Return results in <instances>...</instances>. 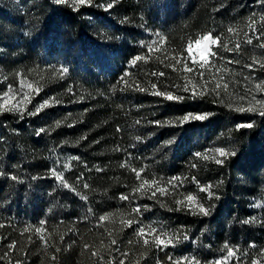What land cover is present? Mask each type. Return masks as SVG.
I'll list each match as a JSON object with an SVG mask.
<instances>
[{
    "label": "trees",
    "instance_id": "trees-1",
    "mask_svg": "<svg viewBox=\"0 0 264 264\" xmlns=\"http://www.w3.org/2000/svg\"><path fill=\"white\" fill-rule=\"evenodd\" d=\"M109 2V9L97 6ZM16 5L0 6V67L9 73L32 67L41 79L36 102L23 118L17 112L0 113V256L9 253L0 264H94L92 248L102 240L108 243L105 228L122 250L130 251L135 264L144 249L128 244L136 240L139 225L121 228L120 216L129 214L142 225L180 236L175 246L147 250L140 264H170L169 256H195L204 264L226 254L225 243L238 254L248 253L244 264L256 259L264 250V120L230 110L209 95L189 99V93L173 86L182 85L189 41L205 33L224 41L229 27L242 28L253 14L260 20L264 5L258 0H95L75 11L54 0H18ZM148 45H153L151 53ZM136 55L145 59L133 66ZM62 68L68 72L61 74ZM153 83L185 99L164 101L150 95ZM137 84L147 91L133 90ZM46 100L51 106L28 115ZM187 113L213 115L183 126L148 123ZM250 120L255 121L253 128L237 130ZM40 128L46 131L38 136ZM168 140L174 142L162 148ZM213 147L236 154L223 165L194 155ZM52 168L87 201L57 187ZM133 168L143 169L139 180ZM172 177H180L182 186L169 188L166 196L157 193V198L175 208L176 199L192 194L210 208V215L169 212L139 194L131 198L143 179ZM209 185L211 199L199 190ZM53 188L57 193L49 196ZM122 194L130 199L121 200ZM145 204L150 211L132 212ZM108 213L116 223L105 221V228L98 227V217ZM252 217L256 223H242ZM42 220L46 223L41 234H22L25 227H40ZM184 234L190 239L184 240ZM40 235L48 238L47 246ZM13 242L15 251L8 247Z\"/></svg>",
    "mask_w": 264,
    "mask_h": 264
},
{
    "label": "snow or ice",
    "instance_id": "snow-or-ice-1",
    "mask_svg": "<svg viewBox=\"0 0 264 264\" xmlns=\"http://www.w3.org/2000/svg\"><path fill=\"white\" fill-rule=\"evenodd\" d=\"M258 2L262 5H264V0H258ZM54 3L57 5H69L72 7V9L75 11L82 5H92L93 0H54ZM97 6H104L106 9H109L113 6L111 2L107 3L106 5H97ZM255 14H253V17ZM257 23H260L261 25H264V16H261L260 20L257 21L254 18H250L249 22L247 24L248 32L244 33V41L243 43L247 45H252L255 49H259V56H252L250 63H245L243 67L248 68L249 72H254L257 68L260 70H264V27L257 28ZM228 33L234 34V36H239V30L234 27H229L227 29ZM249 32L251 35H249ZM254 40L258 41V43L254 44ZM199 50V55L197 57L196 54L193 52V48ZM203 46V47H201ZM213 46L222 48L224 51H227L229 53H235L236 56L241 55V42L237 39L234 43L233 47H229V42H225L221 44V37H213L211 33H208L206 35H203L199 38H197L193 42H189L186 48L187 54L189 59L191 60L193 65H197L199 71H197L196 68L189 67L187 61L184 62L183 72L184 73H193L196 72L197 75L200 77V84H196L193 79H189L188 76H184V83L181 84H175L173 87L176 89H179L180 91L184 93H189L188 96L189 99H195V98H203L206 95H214L217 100H219V103L221 105H224L225 107L229 108L230 110H234L239 113H249L252 115H258L262 120H264V98L257 99L258 93H264V80H260L259 82H255L251 87L245 86V90L243 93L236 92L233 94L232 92H229V83H234L231 81H226L225 76L230 71L227 68L223 67V64L220 66H217L216 63H214V59L218 56V53L216 51H213ZM153 50V45H148V51L151 53ZM145 57L141 55H136L132 60L131 64L135 66L138 61L144 60ZM224 57H220L221 61H224ZM181 59L176 60V64H180ZM227 63H236L239 64L240 60L236 59L235 56H233L230 59H227ZM168 67H172L174 71H176L175 65H167ZM215 69L213 72L212 70ZM61 74L67 73V68H62L59 70ZM205 72L209 74L208 79H205ZM127 75V73L125 74ZM152 75H156V73H152ZM160 76H163L164 73L160 72ZM124 78L121 77V80ZM245 81H256V78L252 75H249L244 78ZM119 82V81H118ZM125 85H127L129 88H131V85L127 84V81L124 80ZM213 87H209L210 84H213ZM25 88L28 89V91H25ZM140 92H145L147 89L144 87H141L139 84L136 85V87L133 89ZM221 90H223V97L221 95ZM39 87L34 88L33 84L30 82H27L25 80H21L20 82V88L19 89H12L9 87L7 91H5L2 95H0V113H3L5 111L7 112H17L20 113L21 118H23L24 112L27 111V104L31 102V94L33 92H38ZM150 95L162 97L164 101H174V102H181L185 99V96L175 94L173 91L167 90H160L157 87V84L153 83L151 84V91L149 92ZM17 96L20 98L17 99ZM226 100L228 101L226 103ZM51 106L50 101L46 100L43 104L36 107L34 112H28V115H36L41 110H43L45 107ZM213 113H187L183 115L182 117H177L175 120H167V121H149L150 124H155L156 126L163 127L165 125L169 126H183L189 122H195V121H205L210 116H212ZM139 124L140 121H137ZM255 121L250 120L248 122H243L237 125V130L239 129H251L254 127ZM57 127L60 126V122H57ZM71 127V125H69ZM46 130L44 128H40L37 131V135L39 136L41 133H44ZM137 141H141V137H136ZM174 141L168 140L163 145H161L162 148H166L167 146L171 145ZM235 151H229L225 148L218 147L214 150V155L209 156L207 153L201 154L200 152L195 153L194 155L198 158H202L203 160L207 161L209 159L213 160L218 165H223L227 158L229 156H235ZM195 167L196 165H192ZM65 168L68 167V165H64ZM123 167V165H122ZM98 171L100 169H97ZM51 172L52 178H54L56 181L59 182L57 187H62L66 190L71 191L74 195L79 197V199L83 201H87V196L81 195L80 192H78L75 187L70 186L66 181L63 179V175L58 172L55 168H52L49 170ZM132 171L135 173V176L139 180L141 178V174L143 172V169L137 171L136 169H132ZM4 173L0 172V175H3ZM10 179L12 181H18V177L15 175H11ZM33 179H36V177H33ZM179 181V185L177 182ZM198 183V182H197ZM183 181L180 177H172L167 181H159L157 179H143L136 187L132 190V199H136L137 194H139L140 198H147L149 200H155L157 204L160 205L161 208H167V211H187L191 215H202V216H208L210 215V208H207L204 206L203 203H200L198 198L192 194H188L184 197V199H176L174 201L176 207H168L167 204L161 202L157 198V193H159L160 196H166L169 195V188H172L175 190L177 187L182 186ZM88 185L85 183L84 188H87ZM211 186L203 187L200 186L199 190L201 192H207L209 199L213 197V193L210 191ZM57 193V188H53L49 193H47L49 196H55ZM121 200H129L130 197L127 194H122L120 196ZM216 199H219L217 196ZM255 207H260L259 204L254 205ZM214 207V206H213ZM141 208H143L144 211H150L151 206L150 205H137L132 209L133 213L142 215ZM92 209H88V212H91ZM108 222L109 224H115L116 220L114 218V215L112 213H108L105 215H101L98 217V227L105 228L104 223L102 222ZM257 220L255 217H252L250 219L242 221L244 224L249 223H256ZM46 221L40 222V227H25L22 231V234L29 233V232H35L37 234H41L44 231V225ZM133 224L139 225L137 229H134L136 233V240H129V245H140L144 251L140 253V257L137 258L135 261V264H140V259L144 258L146 255V251L150 250V248L154 247L157 250H163L164 248H167L169 246H175L176 243L180 242V236L176 234H172L167 232L162 227L160 229H157L154 226L151 225H142L135 216H132L129 214V218H124L123 215L120 216V225L121 228H129L132 227ZM2 226V225H0ZM105 233L108 238V243H104L102 240L100 246L98 248L93 247L91 250V256L95 257L94 264H132V261L130 259V251L122 250L117 242V239L114 238L113 232L105 228ZM30 238V237H29ZM40 240L42 243H44L46 246L48 244V238L44 235H40ZM61 239H63V236H61ZM184 240H189L190 237L187 234L183 235ZM193 243H196L195 240L192 241ZM9 249L11 251H15V243L9 244ZM85 249H89V245H84ZM250 247H254V245H250ZM226 254H224L221 258H217L214 261H205L204 264H231L233 259H235L236 264H244L243 257H246L248 255L247 252L239 253L238 249H234L233 247H230L227 243H225L224 249ZM56 251H59V248L56 249ZM9 253H4L2 256H0V260H3L5 257H8ZM52 260H55L56 257L53 255L51 257ZM168 260L170 264H201V261L195 257H182L180 259H174L173 257L169 256ZM9 264H23L22 261H9ZM157 264H160L159 261H157ZM249 264H264V250H261L256 259L249 262Z\"/></svg>",
    "mask_w": 264,
    "mask_h": 264
},
{
    "label": "rangeland",
    "instance_id": "rangeland-1",
    "mask_svg": "<svg viewBox=\"0 0 264 264\" xmlns=\"http://www.w3.org/2000/svg\"><path fill=\"white\" fill-rule=\"evenodd\" d=\"M18 0H0V6H9V5H13L14 7L18 6L16 5ZM95 0H93L94 2ZM19 4V3H18ZM253 18V17H251ZM249 19H246V21H244L242 28H239L237 26H235L234 28L239 30V36H234V34H229L230 36H228L227 38L224 39V41H221V44L225 43V42H229V47H233L235 41L238 39L241 42V55L240 56H236L235 53H229L227 51H224L222 48L213 46V51H216L218 53V56L214 59V63L217 64V66H220L221 64H223L224 68L229 69L230 71L228 72V74L225 76V80L226 81H231L234 83H229V92H232L233 94H235L236 92H240L243 93L245 90V86L247 84V86L251 87L255 82H259L260 80H264V70H260L259 68H257L254 72H249L248 68L243 67V65L245 63H250L251 62V57L252 56H259V49H255L252 45H247L245 43H243L244 41V33L248 32V27L247 24L249 22ZM259 21V20H258ZM264 27V25H261L260 23H257V28H262ZM208 33L205 34H201L198 35L194 40H191L189 42H193L194 41L203 36L206 35ZM249 35H251V33L249 32ZM213 37H216L213 35ZM188 42V43H189ZM187 43V45H188ZM258 43V41L254 40V44ZM186 45V48H187ZM203 47V46H201ZM185 48V50H186ZM193 52L194 54L199 55V50L195 48H193ZM224 57V61L220 60V57ZM233 56H235L236 59L240 60L239 64L236 63H227V59L232 58ZM187 61L188 66L189 67H193L196 68L197 71H199L198 66L197 65H193L191 60L188 57L187 51H186V57L185 60H183V67H184V62ZM60 70V69H59ZM213 72L215 71V69L212 70ZM181 74V78H182V84L184 83V76H188L189 79H193L194 82L196 84H200V77L199 75H197L196 72L193 73H180ZM252 75L256 78V81H245V77ZM209 74L207 72H205V79H208ZM41 79V73H38V71H35L32 67H29V69L25 72L22 73L20 71L15 72V73H9L8 71L2 69L0 67V95H2L5 91H7L9 89V87H11L12 89H19L20 88V82L21 80H25L27 82H30L33 84L34 88L39 87V81ZM213 84H210L209 87H213ZM25 91H28V89L25 88ZM40 91V90H39ZM38 92H33L31 94V102L27 104V109L33 107V103L36 102V97L38 95ZM221 95L223 97V90H221ZM211 96L215 101L219 102V100H217V98L214 95H209ZM20 97L17 96V99H19ZM260 98H264V93H258L257 94V99ZM228 101L226 100V103ZM36 104V103H35ZM218 148V147H213V148H208L205 153H207L209 156L214 155V150ZM227 150V149H226ZM204 153V154H205ZM211 160V159H210Z\"/></svg>",
    "mask_w": 264,
    "mask_h": 264
}]
</instances>
